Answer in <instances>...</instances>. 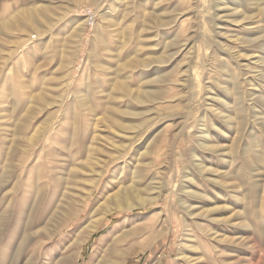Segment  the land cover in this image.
<instances>
[{
	"label": "rangeland",
	"instance_id": "1",
	"mask_svg": "<svg viewBox=\"0 0 264 264\" xmlns=\"http://www.w3.org/2000/svg\"><path fill=\"white\" fill-rule=\"evenodd\" d=\"M0 3V264H108L100 261L105 247L126 229L106 251L105 261L120 259L116 251L127 253L132 248L125 264H177L183 229L176 208L184 196L179 191L168 196L165 187L162 196L145 207L110 214L83 247L76 244L75 231L103 193L131 186L132 194L146 193L156 187L158 173L164 171L168 181L173 174L181 176L183 166L191 168L193 150L201 152L209 170L199 173L192 167L204 193L190 199L197 221L192 237L198 247L190 264H264L263 222L256 216L255 202H240L236 192L249 193L255 178L247 165V160L255 159L251 137L256 134L264 143V133L255 130L252 107L251 77L260 51L254 39L264 34V10L258 11L254 0ZM23 9L35 13L38 25L5 28ZM237 10L240 14L234 15ZM82 22L86 28L80 31ZM74 48V56L67 57ZM66 74L67 82L61 79ZM143 90L151 93L146 101L138 97ZM82 96L87 102L81 101ZM108 100L119 109H112ZM234 116L236 127L228 120ZM205 123L211 142L222 151H201L189 140L188 134L194 135ZM176 134L171 153L170 139ZM36 136L41 137L37 146L25 152L27 141ZM232 146L235 150L229 156ZM104 169L85 210L49 237L50 230L83 207L82 195ZM226 172L239 188L222 182ZM170 203L174 206L165 227L171 229L151 227L157 211ZM242 204L256 230L235 225L241 221L237 212ZM145 213V219L122 223ZM156 234L160 236L155 245L142 251ZM245 237L252 239V247L237 240Z\"/></svg>",
	"mask_w": 264,
	"mask_h": 264
},
{
	"label": "bare ground",
	"instance_id": "2",
	"mask_svg": "<svg viewBox=\"0 0 264 264\" xmlns=\"http://www.w3.org/2000/svg\"><path fill=\"white\" fill-rule=\"evenodd\" d=\"M25 1V0H23ZM232 2L234 1H239V0H231ZM255 1V6L258 9V11H260L261 13H263L262 11L264 10V0H254ZM2 3V2H1ZM0 3V4H1ZM225 5V4H224ZM3 7V6H2ZM5 7V6H4ZM3 7V9H4ZM22 7V6H21ZM28 7V6H27ZM8 9V8H7ZM15 9V8H14ZM29 9V8H28ZM47 11H50V8L46 6ZM255 10V9H254ZM12 12V11H11ZM70 12L65 11L64 15L66 13ZM147 13V12H145ZM259 13V15L261 14ZM240 11H235L234 15H239ZM36 15H39V17L42 19L43 22H45L46 24H49L50 21L47 17H44L42 14H38V12H36ZM63 15V16H64ZM145 15V14H144ZM143 15V16H144ZM150 15V13H148V16ZM257 15V13H256ZM66 16V15H65ZM146 16V17H148ZM258 16V15H257ZM256 16V17H257ZM145 17V18H146ZM261 17V16H260ZM264 17V16H263ZM4 18V17H3ZM25 19V22L22 21V19ZM262 18V17H261ZM8 20V19H7ZM21 20V22H20ZM79 20V19H78ZM89 20V19H88ZM257 20V19H256ZM259 20H261L259 18ZM258 20V21H259ZM81 21V20H80ZM77 22V21H76ZM79 22V21H78ZM263 23V22H262ZM261 23V24H262ZM51 24V23H50ZM87 24V22H86ZM259 24V23H258ZM257 24V25H258ZM10 25V26H8ZM33 25H38V19L35 17V13L29 10L24 11L21 10L17 13H15L11 19H9V22L6 23L5 28L10 29L13 27H18V28H26L28 26V29H30V27H34ZM85 22L80 24V31H82V29L85 27ZM262 25H259V27ZM23 27V28H22ZM258 27V26H257ZM36 28V27H35ZM86 28V27H85ZM256 29V28H255ZM262 29V28H261ZM76 31V30H75ZM263 32V31H262ZM261 32V33H262ZM75 33V32H74ZM78 35V33H77ZM256 41L257 47L260 48V51L258 52L259 54L256 55V62H257V68L254 69L253 71V75L251 77V80L254 82V92H253V112L255 114V117L253 115V117L255 118V126H257L255 128V130L259 131V132H263L264 133V34L259 35L258 37H256L254 39ZM249 42V41H248ZM76 49H72V51H69V53H67V57L69 56H74V51ZM72 54V55H71ZM224 64V63H223ZM225 65V64H224ZM99 65H97L96 67H98ZM78 67V65H77ZM220 67V66H219ZM223 68V67H222ZM224 69V68H223ZM69 73H73V72H69ZM69 74L64 75L61 79L65 82L68 81L69 78ZM195 79L200 82L201 81V74H199V72L195 73ZM72 78V77H71ZM204 79V78H203ZM210 80V79H209ZM203 81V80H202ZM213 80H211L212 82ZM216 81V80H215ZM194 82V81H193ZM205 82V81H204ZM217 82V81H216ZM214 83V82H213ZM206 84V83H205ZM217 84V83H215ZM69 85H71L69 83ZM195 85V84H194ZM194 85L192 87H194ZM64 86H67V83L64 84ZM203 86V84H202ZM218 86V85H216ZM215 86V87H216ZM211 87V86H210ZM202 88V87H201ZM198 89V88H197ZM201 90V89H200ZM199 90V91H200ZM203 90V89H202ZM209 90V89H208ZM240 90V89H239ZM116 91V90H115ZM47 92V91H46ZM238 92V91H237ZM49 93V92H48ZM239 93V92H238ZM42 94V93H41ZM142 94V95H141ZM141 94L139 93L138 97L139 100H144L146 101L147 98H149L151 96V93L149 91H145L143 90L141 92ZM195 94V93H194ZM116 94L113 92L110 94L109 96V100H113L114 96ZM36 97V96H35ZM51 97V96H50ZM45 98V97H44ZM53 98V96H52ZM204 98V97H203ZM51 99V98H50ZM201 99V98H200ZM252 99V98H251ZM37 100V99H36ZM46 100V98L44 99ZM109 102V106L112 109H119L117 106L113 105L110 101ZM204 100V99H203ZM206 100V99H205ZM204 100V101H205ZM39 101V98H38ZM42 101V100H41ZM47 101V100H46ZM60 101H62L60 99ZM81 101L83 103L87 102V96H82L81 97ZM36 102V101H35ZM40 102V101H39ZM52 102V101H51ZM64 102V101H63ZM62 102V103H63ZM57 105L59 107H61L63 104L61 102H56ZM251 103V102H250ZM37 104V103H36ZM45 104V103H44ZM46 104L49 105V101L46 102ZM53 104V103H50ZM200 104V102H199ZM65 105V104H64ZM250 105V104H249ZM198 107V105H197ZM31 109V108H30ZM60 109L58 108V111ZM28 112V110H27ZM128 112V110L126 111ZM125 112V113H126ZM32 114V113H31ZM245 114V113H244ZM253 114V113H252ZM218 115V114H217ZM249 115V114H248ZM219 116V115H218ZM217 116V118H218ZM221 116V115H220ZM228 116V115H226ZM240 116V115H239ZM222 117V116H221ZM225 117V116H224ZM229 117V116H228ZM245 117V116H244ZM243 118V117H242ZM252 118V117H251ZM28 119V116H27ZM197 120V119H196ZM229 122L236 127V125L238 124V120L237 118L234 116L233 118L230 117V119H228ZM254 121V120H253ZM25 122V121H24ZM23 122V123H24ZM22 123V124H23ZM196 123V122H195ZM50 124V120L48 121V125ZM211 124H214L211 122ZM48 125H46L45 130H47ZM51 125V124H50ZM216 125V124H215ZM248 125V124H247ZM18 126V125H17ZM217 126V125H216ZM231 126V125H230ZM23 126H21L19 128V130H16V134L20 133L21 128H23ZM232 127V126H231ZM217 131L222 132L221 128L218 126L216 127ZM15 132V131H14ZM51 132V131H50ZM191 132V131H190ZM253 132V131H252ZM251 132V133H252ZM195 133V132H194ZM254 133V132H253ZM226 134V133H225ZM189 136H191L192 139L189 140H193V142L196 144V146L198 147L199 150L201 151H207V152H219L222 151L218 145H216V143L213 144V142H211L210 140V136H209V129L206 125V123L204 125H202V127L197 131V133H195L194 135H191L190 133L188 134ZM187 135V137H188ZM222 135V134H221ZM252 135V134H251ZM179 135L176 134V136L172 137L170 139V141L172 142V147L171 145H169L171 147V149L169 151H171V153L174 152V142L176 141L177 137ZM249 137V136H248ZM95 138V137H94ZM239 138V137H238ZM41 137L40 136H36L35 141H27V148H25V152L28 151L29 149H31V147L34 146V148L37 146L38 142L40 141ZM231 139V138H230ZM95 140V139H94ZM42 141V140H41ZM244 141V140H243ZM251 143H252V148L254 150L253 153L250 151V153H252L255 156L254 161H250L247 160V165L249 166V169H251L253 171L254 174V180L251 181L250 185H251V191L249 193H241V191H236L237 192V198L240 202H246L249 200H253L255 202L256 205V216L258 218V220L260 222H263V226L261 227V231L263 233L264 236V172H260L261 170V166L264 165V143L263 140L259 139L258 137H256V134L251 137ZM249 141V142H250ZM43 142V141H42ZM192 142V141H190ZM218 142V141H217ZM162 143V142H161ZM159 143V144H161ZM167 143V142H165ZM26 144V143H25ZM92 144V143H91ZM94 144V143H93ZM93 144L90 145L93 148ZM194 144V145H195ZM219 144V143H218ZM153 145V144H152ZM162 145V144H161ZM248 145V144H247ZM39 146V145H38ZM41 146V145H40ZM166 146V145H165ZM168 146V147H169ZM156 147V146H155ZM154 147V149H155ZM161 147V146H160ZM169 147V148H170ZM195 147V146H194ZM243 147V146H242ZM150 148V147H149ZM168 148V149H169ZM165 149V148H164ZM167 149V147H166ZM249 149V148H248ZM34 150V149H33ZM91 150V148H89V151ZM94 150V148H93ZM156 150V149H155ZM235 150V148L232 146L230 148H228V155L232 156L233 155V151ZM154 151V150H153ZM152 152V151H151ZM155 152V151H154ZM157 152V151H156ZM148 153V152H147ZM161 153V152H160ZM168 153V152H167ZM204 153V152H202ZM242 153V152H240ZM157 154V153H156ZM247 154V153H246ZM149 155V154H148ZM243 155V154H242ZM248 155V154H247ZM158 157V156H157ZM156 157V158H157ZM248 159V157H246ZM191 161L189 160V162L192 164V167L194 169H197L199 171V173H204L206 171L209 170V168L207 167V163L204 162V159L201 155V152H199L198 150H193L191 153ZM238 159V157H237ZM228 160V159H227ZM236 160V159H235ZM229 162V161H228ZM161 164V163H160ZM231 164V163H230ZM190 165V164H189ZM244 165V164H243ZM242 165V166H243ZM190 168L189 166H183L182 168V175H175L174 174L171 176V178H169L168 181H165V173H163L164 171L158 173V175L155 177V179L158 178L159 182L157 183L156 187L154 188H150L149 191H147L146 193H141V192H137L136 194H132V189L134 188L133 186L128 187V188H120L119 192L114 193V194H108L105 196V193L102 194V198H101V202L99 201L100 199H98L96 202H94V204L91 206V209L89 210V213L87 215V217L78 224L77 230L75 231V241L76 244H79L83 247L84 243H86L89 238L94 234V232L98 229V227L100 226V224L106 219L108 218V216L112 213H115L116 211H132L136 208H140V207H145L147 206L149 203L155 202L157 201L161 196H162V192L163 189L166 187L167 194L168 196H172L177 195L178 191L180 193H182L184 196L181 197L180 199H178L177 202V208L178 211L181 213V219H182V233H181V240H180V257L179 259L176 260V263L178 264L180 261L182 260L183 264H190L191 262H194V255L195 252L197 250V245H196V237L193 238L192 237V231L197 233V221L196 218L193 216L192 211L194 210V208L192 207L193 202H191V196L197 195L200 192L204 193L201 189H199V182L198 179L196 178L193 168ZM244 168V167H243ZM245 170V169H243ZM160 171V170H159ZM136 172V171H135ZM134 172V173H135ZM196 172V171H195ZM248 172V171H246ZM41 173V172H39ZM38 173V174H39ZM105 173V169L104 170H100L97 174V178L96 180L91 184V187H89L85 192V195H82V204L83 207L81 209H77L76 213L72 215L69 214L67 215V217L65 218L64 222L61 223L56 229L54 230H50L49 233H47V235L49 237H52L57 231L62 230L64 227H66L72 220H74L83 210H85V206L87 205L88 200L90 199L92 193L94 192V190L98 187L99 182L103 176V174ZM51 174V173H50ZM225 175L221 176L222 177V182L227 185V187H232V188H237L238 187V183H234L233 178L231 176L228 175V172L224 173ZM252 174V173H249ZM246 175H248L246 173ZM19 176V175H18ZM159 176V177H158ZM20 177V176H19ZM37 178V177H36ZM246 178V176H245ZM248 178V177H247ZM181 188L178 189V183L177 181L181 180ZM246 180V179H245ZM4 181V180H3ZM233 181V182H232ZM248 181V180H247ZM250 181V180H249ZM236 182V181H235ZM191 183L196 184V186H192ZM242 183V182H241ZM247 183V182H246ZM240 185V184H239ZM58 186V185H57ZM64 186V185H63ZM38 187V186H37ZM64 188V187H63ZM239 188V187H238ZM36 190V189H35ZM34 190V192H35ZM40 190V189H39ZM65 190L62 189V191ZM66 191V190H65ZM164 191V192H165ZM37 193V192H36ZM61 193V192H60ZM250 193H253V196H250ZM37 195V194H36ZM42 195V194H41ZM60 196V195H59ZM105 196V197H104ZM63 197V195H62ZM104 197V199H103ZM41 198V197H40ZM65 198V197H64ZM35 199V198H33ZM103 199V200H102ZM37 200V199H36ZM34 202V201H33ZM39 202V201H38ZM247 204V203H246ZM172 206H174V204H169V206L167 208H162L161 210L157 211V218L150 224L151 227L156 228L155 226L158 227V225H162V227H165L168 224V218L170 215V212L172 210ZM31 209V208H30ZM34 209V208H33ZM36 210V209H35ZM6 211V210H5ZM18 211V210H17ZM30 211V210H29ZM34 211V210H32ZM21 212V210H20ZM25 212V211H24ZM209 212V210L204 211ZM4 213V212H3ZM27 213V212H26ZM179 213V214H180ZM178 214V215H179ZM147 213L142 214V216L140 218H130L126 217L122 223H127L128 222H134L136 219H145V217H147ZM29 216V214H28ZM237 218L240 219L241 221L236 223L235 225L240 227V228H245V229H251L252 230H256V227H254V225H252L249 217L246 214L245 208L242 204V208L240 210V212H237ZM23 219V218H22ZM31 219V217H30ZM24 221V220H23ZM28 222V220H27ZM60 222V221H59ZM25 224V223H24ZM27 225V224H26ZM136 224L133 226L135 227ZM24 227V226H23ZM16 228V227H15ZM119 225L115 226V230H118ZM40 229V228H39ZM171 228L169 227H165L164 230H170ZM128 229L124 230L121 234L116 235L114 237V239H112L113 241H116L124 232H126ZM2 232V231H1ZM159 234L154 235L153 239L151 240V242H149L147 245L143 246L141 248L142 251L146 252L147 250L151 249L156 241L157 238L159 237ZM1 237V236H0ZM24 238V237H23ZM248 237L245 238H238L237 240H239L244 246H247L249 243V247L251 246V242L252 239ZM254 239H256L254 236L252 237ZM104 238H101V241ZM251 239V240H250ZM21 241H23V239H21ZM19 242V241H18ZM108 244L105 249H104V254L101 256V262H108V264H125L126 263V256L127 253H129V251L132 248H129V250L127 251V253H123L122 251H116L117 255L122 256V258L120 259H116L114 261H105V253L107 250H109L111 248V244ZM23 243V242H22ZM17 244V243H16ZM18 246V245H17ZM18 249V248H17ZM84 249V248H83ZM16 250V249H14ZM100 252V250H98L97 252L94 253V256H97L96 254ZM14 254V253H13ZM12 254V255H13ZM82 254H80L81 256ZM263 256V254H262ZM78 258V257H77ZM79 260V259H78ZM80 261H77L76 264H79ZM13 263V261H12ZM153 264H162L161 261H155ZM181 264V263H180Z\"/></svg>",
	"mask_w": 264,
	"mask_h": 264
}]
</instances>
